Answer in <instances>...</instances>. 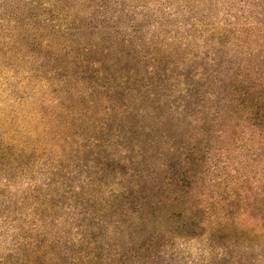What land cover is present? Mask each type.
<instances>
[{
  "label": "trees",
  "instance_id": "obj_1",
  "mask_svg": "<svg viewBox=\"0 0 264 264\" xmlns=\"http://www.w3.org/2000/svg\"><path fill=\"white\" fill-rule=\"evenodd\" d=\"M165 1L0 0V264H255L264 0Z\"/></svg>",
  "mask_w": 264,
  "mask_h": 264
},
{
  "label": "rangeland",
  "instance_id": "obj_2",
  "mask_svg": "<svg viewBox=\"0 0 264 264\" xmlns=\"http://www.w3.org/2000/svg\"><path fill=\"white\" fill-rule=\"evenodd\" d=\"M127 4L129 3H137L134 0H126ZM8 2L19 3L20 2V11H24V0H8ZM177 0H166L165 4L173 5L174 7H178ZM24 13V12H23ZM24 17V16H23ZM17 68L20 70L24 69V65L18 64ZM241 151H237L235 153L236 158L232 161L230 165V169L224 171L230 174L232 177V188L234 191H239V179L240 173L247 176V189L246 192L248 196V203L250 209L252 208L253 216H257V218L264 217V157H255L254 154L257 153L256 149L249 150V154L251 155L248 157L244 164L237 163L239 160V154ZM264 154V150L262 151ZM240 162V161H239ZM236 165V167H235ZM232 168V169H231ZM233 168L239 169V172H234ZM223 173V175H225ZM226 187V183L220 185V191L224 190ZM236 191V192H237ZM249 250V254L247 252L248 257H244L245 259L255 261V264H264V248L262 245H259L253 253L251 249ZM200 256L199 248L197 247H182L176 251L175 262L178 264H193L195 261L198 260ZM239 257H234L233 260H238ZM174 262V263H175Z\"/></svg>",
  "mask_w": 264,
  "mask_h": 264
}]
</instances>
